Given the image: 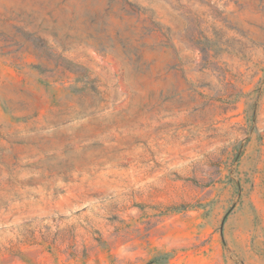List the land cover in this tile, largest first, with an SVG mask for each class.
<instances>
[{
  "label": "rangeland",
  "instance_id": "obj_1",
  "mask_svg": "<svg viewBox=\"0 0 264 264\" xmlns=\"http://www.w3.org/2000/svg\"><path fill=\"white\" fill-rule=\"evenodd\" d=\"M0 264H264V0H0Z\"/></svg>",
  "mask_w": 264,
  "mask_h": 264
}]
</instances>
